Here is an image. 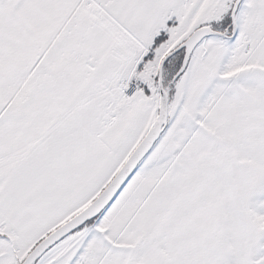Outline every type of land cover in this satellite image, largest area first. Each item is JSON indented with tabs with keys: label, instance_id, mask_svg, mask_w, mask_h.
<instances>
[{
	"label": "snow or ice",
	"instance_id": "obj_1",
	"mask_svg": "<svg viewBox=\"0 0 264 264\" xmlns=\"http://www.w3.org/2000/svg\"><path fill=\"white\" fill-rule=\"evenodd\" d=\"M0 264H264V0H0Z\"/></svg>",
	"mask_w": 264,
	"mask_h": 264
}]
</instances>
